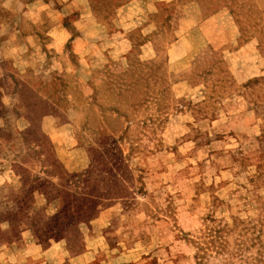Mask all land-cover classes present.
<instances>
[{"label":"rangeland","instance_id":"1","mask_svg":"<svg viewBox=\"0 0 264 264\" xmlns=\"http://www.w3.org/2000/svg\"><path fill=\"white\" fill-rule=\"evenodd\" d=\"M66 1L0 0V264H264V0L172 63L192 0Z\"/></svg>","mask_w":264,"mask_h":264},{"label":"crops","instance_id":"2","mask_svg":"<svg viewBox=\"0 0 264 264\" xmlns=\"http://www.w3.org/2000/svg\"><path fill=\"white\" fill-rule=\"evenodd\" d=\"M170 0H132L129 4L121 7H157L160 4H168ZM5 6L14 11H24L34 16H39L42 12L50 7L47 0H5ZM90 0H67L62 6L64 9L80 10L82 14L89 12ZM177 27L176 38L169 45L171 54L169 62L177 57V54L183 52L185 55H196L202 49L207 47L211 43H223L227 44L232 42L237 36V25L233 20V17L229 14L228 10L215 11L211 14H205L203 11V5L197 0L184 2L177 5ZM96 24V25H95ZM218 24L224 28L225 34L221 37V41L215 36L216 29L214 26ZM99 30L104 33L108 28L109 23L104 21L103 23H94ZM100 33V32H99Z\"/></svg>","mask_w":264,"mask_h":264}]
</instances>
